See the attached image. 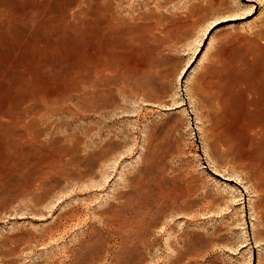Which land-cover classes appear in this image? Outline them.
<instances>
[{"label": "rangeland", "instance_id": "374dc122", "mask_svg": "<svg viewBox=\"0 0 264 264\" xmlns=\"http://www.w3.org/2000/svg\"><path fill=\"white\" fill-rule=\"evenodd\" d=\"M0 14V264H264V0Z\"/></svg>", "mask_w": 264, "mask_h": 264}, {"label": "bare ground", "instance_id": "6f19581e", "mask_svg": "<svg viewBox=\"0 0 264 264\" xmlns=\"http://www.w3.org/2000/svg\"><path fill=\"white\" fill-rule=\"evenodd\" d=\"M247 1H249V0H247ZM250 1H251V0H250ZM46 2H47V1H46ZM98 5H99V4H98ZM5 6H6V4H5ZM10 7H11V6H10ZM29 8H30V7H29ZM36 8H37V7H36ZM31 9H32V8H31ZM16 10H17V9H16ZM9 11H10V9H9ZM19 11H20V9H19ZM101 11H102V10H101ZM4 12H5V11H4ZM4 12H2V13H4ZM14 12H16V11H14ZM14 12H13V13H14ZM16 13H17V12H16ZM16 13H14V14H16ZM21 13H22V12H21ZM37 13H38V12H37ZM5 14H6V12H5ZM0 15L3 16V14H0ZM16 15H17V14H16ZM16 15H15V16H16ZM97 15H98V14H97ZM4 17H5V15H4ZM4 17H3V18H4ZM16 17H17V16H16ZM48 17H49V16H48ZM93 17H94V16H93ZM95 17H96V16H95ZM0 18L2 19V17H0ZM19 18H20V17H19ZM49 18H51V17H49ZM55 18H56V17H55ZM4 19H5V18H4ZM93 19H94V18H93ZM93 19H92V17H91V21H92ZM26 20H27V19H26ZM28 20H30V18H29ZM99 20H101V19H99ZM103 20H104V18H103ZM48 21H49V20H48ZM95 21H96V20H95ZM97 21H98V20H97ZM104 21H105V20H104ZM32 22H33V21H32ZM49 22H52V21H49ZM30 23H31V22H29V24H30ZM44 23H46V22H44ZM44 23H43V24H44ZM90 23H91V22H90ZM97 23H98V22H97ZM4 24H5V23H4ZM24 24H25V23H24ZM27 24H28V22H27ZM94 24H95V22L93 23V25H94ZM31 25H32V23H31ZM44 25H48V24H44ZM93 25H91V27H92ZM95 25H96V24H95ZM100 25H101V24H100ZM12 26H13V25H12ZM28 26H29V25H28ZM96 26H97V25H96ZM103 26H104V25H103ZM29 27H30V26H29ZM50 27H51V26H50ZM97 27H98V26H97ZM97 27H96V28H97ZM13 28H14V27H13ZM32 28H33V27H32ZM89 28H90V27H89ZM93 28H94L93 30H95V26H93ZM41 29H42V28H41ZM45 29H47V27H46ZM51 29H52V28H51ZM98 29H99V28H98ZM100 29H101V28H100ZM42 30H43V29H42ZM97 31H99V30H97ZM97 31H96V32H97ZM91 32H92V31H91ZM10 33H11V32H10ZM30 34H31V33H30ZM90 34H93V33H90ZM98 34H99V33H98ZM27 35H28V34H27ZM99 35H100V34H99ZM90 36H91V35H90ZM93 37H94V36H93ZM26 38H27V37H26ZM23 39H24V38H23ZM47 39H48V38H47ZM93 40H94V39H93ZM22 42H24V41H22ZM0 43H1V42H0ZM25 44H26V43H25ZM35 44H36V43H35ZM92 47H93V46H92ZM22 49H23V47H22ZM23 51H24V49H23ZM81 53H82V52H81ZM85 53H86V52H85ZM86 54H87V53H86ZM84 55H85V54H84ZM70 58H71V57H70ZM84 58H85V57H84ZM38 60H39V59H38ZM62 68H63V67H62ZM63 69H64V68H63ZM46 70L48 71V70H50V68L47 69V66H46ZM43 71H45V70H43ZM47 71H46V72H47ZM46 72H45V73H46ZM49 73H50V72H49ZM49 73H47V74H45V75H50ZM51 74H52V73H51ZM67 74H68V73H67ZM41 75H42V74H41ZM95 75H96V74H95ZM57 76H59V75H57ZM67 76H68V75H67ZM97 76H98V75H97ZM50 77L53 78L52 75L49 76V78H50ZM28 78H29V77H28ZM28 78H27V79H28ZM30 78H31V77H30ZM47 78H48V76H47ZM49 78H48V79H49ZM60 78H61V76H60ZM60 78H59V79H60ZM61 79H62V78H61ZM45 80H46V79H45ZM5 81H6V80H5ZM46 81H47V80H46ZM50 81H51V80H50ZM52 81H53V80H52ZM52 81H51V82H52ZM58 81H59V80H58ZM58 81H57V82H58ZM40 82H41V81H40ZM48 85H49V84H48ZM55 85H56V84H55ZM58 85H59V82H58ZM49 86H50V85H49ZM50 87H53L54 90H55V88H56V87L54 88L53 85H51ZM48 89H49V88H48ZM41 90H42V89H41ZM51 90H52V89H51ZM54 90H53V91H54ZM57 90H58V89H57ZM53 91H52V93H53ZM6 92H7V91H6ZM47 92H48V91H47ZM58 92H59V91H58ZM48 93H51V92H48ZM46 94H47V93H46ZM46 94H45V95H46ZM53 94H54V93H53ZM39 95H40V94H39ZM41 95H43L42 92H41ZM41 95H40V96H41ZM50 95H52V94H50ZM40 96H39V97H40ZM54 96H57V95L55 94ZM54 96H53V98H54ZM43 97H44V95L42 96V98H43ZM45 97H47V95H46ZM45 97H44V98H45ZM48 97H50V96L48 95ZM46 99H47V98H46ZM48 99H51V98H48ZM54 99H55V98H54ZM38 101H39V100H38ZM47 101H48V100H47ZM51 101H52V100H51ZM10 102H11V101H10ZM53 102H54V101H53ZM31 103H32V102H31ZM38 103H39V102H38ZM43 103H44V102H43ZM45 103H46V104H45ZM45 103H44V104L47 105V102H45ZM39 104H40V103H39ZM49 104H50V103H49ZM51 104H52V102H51ZM45 105H42V106L45 107ZM72 105H73V104H72ZM73 106H74V105H73ZM26 107H27V105L24 107V111H26V110L28 109V108L26 109ZM49 107H52V105L49 106ZM46 108H47V106H46ZM46 108H45V109H46ZM22 109H23V108H22ZM25 109H26V110H25ZM1 110H2V109H1ZM5 110H6V109H5ZM33 110H34V109H33ZM36 110H37V109H35V111H36ZM38 110H39V109H38ZM38 110H37V111H38ZM39 111H40V110H39ZM21 112H22V114H23V110H22ZM46 112H47V111H46ZM0 113H1V112H0ZM2 114H3V113H2ZM5 114H6V113H5ZM24 114H26V112H25ZM46 114H47V113H46ZM0 115H1V114H0ZM19 115L21 116L20 113H19ZM1 116H2V115H1ZM4 116H5V115H4ZM25 116H26V115H25ZM9 118H10V117H9ZM17 119H18V117H17ZM15 121H16V120H15ZM19 121H20V120H19ZM16 122H17V121H16ZM2 123H3V122H2ZM3 124H4V123H3ZM9 124H11V123L9 122ZM5 125H7V124H5ZM24 125H25V124H24ZM1 130L3 131V130H5V129H2V127H1V128H0V131H1ZM26 133H27V132H26ZM29 135H30V134H29ZM261 180H262V179H261ZM263 191H264V190H263ZM263 196H264V195H263ZM263 208H264V207H263ZM257 236H259V234H258Z\"/></svg>", "mask_w": 264, "mask_h": 264}]
</instances>
